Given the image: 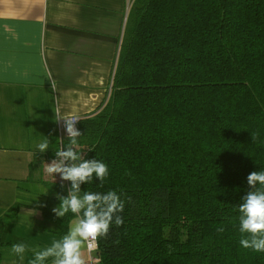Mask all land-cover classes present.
Returning a JSON list of instances; mask_svg holds the SVG:
<instances>
[{"label":"trees","instance_id":"1","mask_svg":"<svg viewBox=\"0 0 264 264\" xmlns=\"http://www.w3.org/2000/svg\"><path fill=\"white\" fill-rule=\"evenodd\" d=\"M79 131L84 157L109 166L81 191L125 201L98 264H264L238 230L247 177L264 170V0H133L110 95ZM49 140L53 157L57 130ZM40 181L63 236L74 214L52 209L70 181ZM19 242L0 220V264Z\"/></svg>","mask_w":264,"mask_h":264},{"label":"crops","instance_id":"2","mask_svg":"<svg viewBox=\"0 0 264 264\" xmlns=\"http://www.w3.org/2000/svg\"><path fill=\"white\" fill-rule=\"evenodd\" d=\"M132 2L0 0V220L29 249L21 260L8 248L3 264H27L32 248L62 237L44 218L40 181L59 182L43 167L55 155L36 145L55 133V111L83 118L104 106Z\"/></svg>","mask_w":264,"mask_h":264},{"label":"clouds","instance_id":"3","mask_svg":"<svg viewBox=\"0 0 264 264\" xmlns=\"http://www.w3.org/2000/svg\"><path fill=\"white\" fill-rule=\"evenodd\" d=\"M50 82L55 90V81ZM55 112L57 121L62 118L65 121L68 143L66 148L62 145L55 150V158L43 167L49 176L59 174L61 187H64V181L71 182L66 196L58 194L61 202L52 211L57 217H65L71 212L74 219L61 238L53 239L49 246L42 249L32 248L34 258L29 264H46L50 258L51 264H87L85 250L88 253L96 250L98 240L108 237L113 224L117 227L123 225L124 221L119 213L123 212L125 201L116 190H109L107 193L81 191V185L91 182L94 176L99 179L102 187L109 176V166L97 158L86 159L79 147L78 138L82 133L76 127L78 119L63 117L58 111ZM252 138L255 141L257 134L252 133ZM49 142V139H44L36 145L40 153L49 149ZM247 183L250 190L238 205L239 244L244 249L264 252V170L251 172ZM224 230L223 225L216 228L220 233ZM28 250L23 242L11 246V252L21 260Z\"/></svg>","mask_w":264,"mask_h":264},{"label":"built area","instance_id":"4","mask_svg":"<svg viewBox=\"0 0 264 264\" xmlns=\"http://www.w3.org/2000/svg\"><path fill=\"white\" fill-rule=\"evenodd\" d=\"M126 20H127V17L125 18V22H126ZM115 68H116V64H115ZM115 68H114V71H115ZM112 81H113V76H112V79H111V84H110V89H109V94L108 95H110V92H111ZM61 116H63V115H61ZM63 117L78 119L77 122H76V127L79 129V122L82 119L81 116L68 115V116H63ZM56 130H57V133H58V149L62 145H65V148H66V141L68 140V136H67V133L65 131V121H64L63 118L61 120L57 121ZM54 158L55 157L49 159L47 162L50 163ZM49 178L52 181H61L59 174H56V176L55 175L49 176ZM64 182L68 183L69 181H64ZM97 244H98V242H97ZM98 250H99V246H97L96 250L92 251L91 253H88L87 264H98V262H99Z\"/></svg>","mask_w":264,"mask_h":264},{"label":"rangeland","instance_id":"5","mask_svg":"<svg viewBox=\"0 0 264 264\" xmlns=\"http://www.w3.org/2000/svg\"><path fill=\"white\" fill-rule=\"evenodd\" d=\"M4 262L9 263V262H7L6 260L2 261V263H4Z\"/></svg>","mask_w":264,"mask_h":264}]
</instances>
